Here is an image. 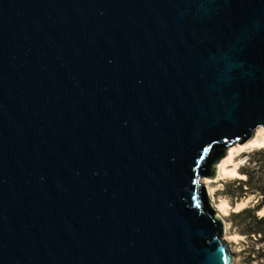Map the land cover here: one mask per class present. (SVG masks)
Listing matches in <instances>:
<instances>
[{"label":"water","instance_id":"95a60500","mask_svg":"<svg viewBox=\"0 0 264 264\" xmlns=\"http://www.w3.org/2000/svg\"><path fill=\"white\" fill-rule=\"evenodd\" d=\"M262 127L264 0H0V264H230Z\"/></svg>","mask_w":264,"mask_h":264},{"label":"rangeland","instance_id":"374dc122","mask_svg":"<svg viewBox=\"0 0 264 264\" xmlns=\"http://www.w3.org/2000/svg\"><path fill=\"white\" fill-rule=\"evenodd\" d=\"M235 161L238 162L237 171L241 175L226 177L212 183L215 188L213 196L217 204L225 200L229 205L228 215L225 217L228 224L226 236L235 260L234 264H264V224H257L252 217L254 213L262 217L264 213L259 212L264 209L253 213H243L253 209L261 196L251 193L248 186L240 185L241 180L247 177V170L259 171L257 176L264 172V147L259 149L249 147L236 156Z\"/></svg>","mask_w":264,"mask_h":264},{"label":"bare ground","instance_id":"6f19581e","mask_svg":"<svg viewBox=\"0 0 264 264\" xmlns=\"http://www.w3.org/2000/svg\"><path fill=\"white\" fill-rule=\"evenodd\" d=\"M249 147L251 148L256 147L258 149L264 147V127L256 128L251 138H249L246 142H244V144H238L228 148L226 150L225 156L221 158V160L217 163V175L214 178H209V180H202V183L206 186L212 207L215 209L216 213L221 217L224 223V233H223L224 238L222 235V241L229 256L230 264H234L235 260L229 248V244H228L229 239L226 236L228 224L225 220V217L228 215L229 205L225 200H221L218 204L215 202L213 196L215 188L214 186H212V183L218 182L226 177H237L241 175L237 171L238 162L235 161V157ZM259 213L263 214L264 210H261Z\"/></svg>","mask_w":264,"mask_h":264},{"label":"trees","instance_id":"16d2710c","mask_svg":"<svg viewBox=\"0 0 264 264\" xmlns=\"http://www.w3.org/2000/svg\"><path fill=\"white\" fill-rule=\"evenodd\" d=\"M259 171L253 169L252 171L247 170L246 171V179L241 180L240 185H246L249 187V190L251 193H257L258 195L261 196L260 199H258L255 207L250 210L243 211V213H253L255 211H258L260 209H264V172L262 175H258L257 173ZM257 178L255 179V177ZM253 219L256 221L257 224L261 225L264 224V215L262 217H258V215H252ZM259 233V231H255V233ZM254 233V232H252Z\"/></svg>","mask_w":264,"mask_h":264}]
</instances>
